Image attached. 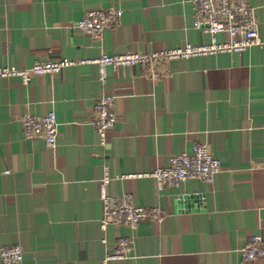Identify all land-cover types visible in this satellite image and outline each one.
<instances>
[{
  "label": "crops",
  "instance_id": "1",
  "mask_svg": "<svg viewBox=\"0 0 264 264\" xmlns=\"http://www.w3.org/2000/svg\"><path fill=\"white\" fill-rule=\"evenodd\" d=\"M247 1L264 37V0ZM109 7L123 15L101 40L75 29L88 11ZM0 17V67L211 42L193 28L190 0H0ZM166 70L153 79L139 64L108 66L104 86L92 63L28 86L0 79V248H23L15 264H102L121 237L133 241L128 257L106 264H262L244 261L240 249L264 238V46L176 59ZM102 93L114 97L117 118L106 145L89 125ZM49 111L59 129L54 148L20 126L23 115ZM195 144L221 161L213 183L188 179L159 191L152 177H136ZM105 166L111 195L130 193L166 218L102 230Z\"/></svg>",
  "mask_w": 264,
  "mask_h": 264
},
{
  "label": "built area",
  "instance_id": "2",
  "mask_svg": "<svg viewBox=\"0 0 264 264\" xmlns=\"http://www.w3.org/2000/svg\"><path fill=\"white\" fill-rule=\"evenodd\" d=\"M194 10L193 28L211 37L208 44L184 43L180 47L152 52L127 51L119 55L103 54L99 59L80 60L52 59L35 62L30 67H0V79L19 77L24 86H28L34 76L60 74L64 68L83 63H92L98 68V81L106 84L107 67L114 70L141 65L148 76L159 79L167 75L168 62L176 59L197 58L224 52H243L253 46H264V37L260 34L256 7L247 0H190ZM123 11L116 7L95 9L85 13L75 25L78 31L101 40L108 28L119 25ZM1 21V17H0ZM1 25V24H0ZM114 97L99 95L93 104L92 118L89 122L99 135L101 145L107 144L108 133L116 123ZM22 134L27 139H42L48 148H54L58 140V123L54 111L43 116L25 114L20 118ZM221 170V161L204 144H195L190 152L172 155L165 167H158L150 173H140L136 177L150 176L156 181L159 191L164 187L179 186L188 179H197L213 183ZM111 176L108 167L100 180V200L103 205L101 229L106 230L109 223L128 225L135 228L142 220L162 222L167 214L161 207L144 208L134 204L133 196L125 193L119 196L108 192ZM264 228V223H263ZM105 243L106 240L102 239ZM133 241L130 238H118L114 250L106 253L102 264L110 260H122L128 257ZM242 259L247 262L258 261L264 264V238L253 235L240 249ZM3 264L19 263L23 257V248L16 244L0 248Z\"/></svg>",
  "mask_w": 264,
  "mask_h": 264
}]
</instances>
